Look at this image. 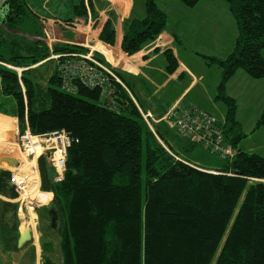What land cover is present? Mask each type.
I'll list each match as a JSON object with an SVG mask.
<instances>
[{
    "label": "trees",
    "instance_id": "1",
    "mask_svg": "<svg viewBox=\"0 0 264 264\" xmlns=\"http://www.w3.org/2000/svg\"><path fill=\"white\" fill-rule=\"evenodd\" d=\"M179 1L192 9L202 0ZM221 1L229 5L236 22L235 47L226 59L204 58L222 70L214 100L226 108L223 134L235 152L232 158L185 141L164 121L153 124L152 131L122 72L97 52L95 57L121 79L112 81L116 111L105 104L99 88L80 86L76 94L65 92L61 63L90 50L70 44L50 48L41 39L44 24L28 0H0V91L16 102L20 135L28 127L32 135L65 131L72 139L62 181H54L47 156L38 159L41 190L54 194V208L44 206L37 212L50 225L53 217L60 221L55 230L60 264H264V156L242 149L249 135L237 120V101L227 92L238 71L264 79V0ZM144 4L146 16L126 24L122 50L128 55L167 28V14L156 0ZM76 8L80 16L89 11L83 0ZM99 40L114 46L111 20ZM98 45L113 56L109 47ZM51 52L62 57L46 61ZM165 54L173 73L177 60L172 52ZM49 64L54 69L44 86L41 69ZM263 127L264 110L253 132ZM173 142H181L186 151L202 149L223 164L212 173L183 158ZM10 176L0 174V192ZM11 196L18 197L14 188ZM50 225L41 230L46 238ZM50 246L43 241L46 251ZM43 264L56 263L45 256Z\"/></svg>",
    "mask_w": 264,
    "mask_h": 264
},
{
    "label": "crops",
    "instance_id": "2",
    "mask_svg": "<svg viewBox=\"0 0 264 264\" xmlns=\"http://www.w3.org/2000/svg\"><path fill=\"white\" fill-rule=\"evenodd\" d=\"M37 1H41V10L37 11V13L35 12V14L44 24V28L48 27V29L52 31L53 36H56L58 39L57 41L52 43V45H83L84 47L89 48L90 42L95 41L96 43L99 42L104 46L109 47L113 51V56L115 57L116 62H110L105 57L106 61L111 65L112 68L122 72L125 80L128 78L130 83H137V87L135 89L136 96L138 98H141L142 96L147 99H156L157 105L155 108L153 107L154 109H152L150 105L146 108V111L151 112L156 119L163 118V116H165L172 108L178 105L197 106L202 108L203 110L208 111L211 114H218L216 112L210 111V109L212 108L211 104L213 105V108L217 105V102L214 100V98L216 96L217 87L221 80L222 70L220 68L213 70V68L208 64L206 66H202V69H200L196 64L192 63L190 65L187 63V61H185L184 55L187 54L188 48L183 44V37L181 35L184 36L186 30L184 26H182V20L180 19L185 18L183 15L187 13L180 11H178L179 13H177V17L180 20L182 26L180 28V32L177 33V31L171 30L169 27H167L166 30L155 41L146 45L138 53L134 55H128L122 50V42L126 30V24L130 20L143 19L146 16L144 0H141L139 4L143 5V7H137L139 0H88L89 11L86 10V14L81 16L77 15L78 9L76 8V6L81 4L82 0H60L62 2H59L58 0L52 5L56 6L57 12L53 11L52 8H49V4L53 0ZM83 2L85 6V0H83ZM201 3L202 1L195 8L191 9L184 6L179 0H169L170 6H176L178 7V9L180 8L183 11L188 12L196 11ZM28 4L29 6H31L29 2ZM204 18L205 17L201 15V18H198V22L196 21L197 23L195 27L197 29L200 30L202 28V20ZM109 20L113 22L115 28L114 46L105 44L99 40V36L104 28V25ZM59 21H62L64 23L66 22V26L60 25ZM190 28L191 25H186V29ZM166 51L172 52L177 60V69L173 73H170L167 69L168 61L165 54ZM185 57L187 58L188 56L185 55ZM190 57L193 56L191 55ZM211 75L213 76V79L211 78ZM242 77H244L245 79L250 78L245 72L238 71L235 76L229 81L227 86L228 94L233 97L238 103V113L241 112V102L239 101L238 94H235L231 91V86L232 84L234 86L235 81H237L239 78L242 79ZM242 81L244 80L242 79ZM249 81H251L249 85H252V83H263L264 79L255 82H252V80ZM133 97L135 98V96ZM136 99L137 98H135L136 103L138 104V106H140ZM161 104H164L162 105V109H160ZM223 114L225 116V112ZM239 121L242 124L240 119ZM263 130L264 127L259 129L258 131ZM253 131L254 128L252 129V135L258 132ZM16 133L17 129L13 134H11L10 132H7L6 130L0 128V134H4L5 137L4 140L0 142V146L8 145L11 146V150H15V148L12 147V145L14 144L9 141L10 137L13 139L15 138ZM18 133L16 137H18ZM18 146L20 147L19 149L21 150V152L26 154L28 160H34L35 156H31V154H28L26 150H24L20 139ZM242 149L249 153H256L264 156V142L259 144L252 142V147H250L249 149H244L242 147ZM39 157L40 156H38L37 158V162L35 161V166H37L38 170L34 172V174H39V189L41 190L42 181L38 165ZM10 158L18 161V166L11 165L9 162ZM28 160L27 162H23L18 155L15 157L1 155L0 174L3 171L14 173L15 171H18L20 169L28 172L30 171V169L25 168L31 167V162H29ZM222 164L223 162L211 167L204 168L209 169V171L212 173H216V171L222 166ZM34 174H32V176ZM7 184L8 185L6 189L3 188L4 192H0V239H3L5 248H9V245L13 240L15 241V238L19 239L20 231H23V226L20 225H18V230H15V224L17 223L16 218L19 216V204H17V197L14 198L11 196L13 187L9 184V181ZM41 194H46L48 197L47 200L43 201L44 199H41L43 202L40 203L37 202L38 199H36L37 201H33L31 204L32 207L34 206L33 209H36L37 207L41 208L44 206H48L50 208L52 207L53 210L54 206H52V204L54 194L52 192L44 191H41ZM8 205H12V207ZM22 214L23 213H21V215ZM12 218L14 219V223L9 224ZM22 220V222L25 223L26 220L23 218ZM20 222L21 221H19V223ZM31 231L35 239L36 232L34 233L32 227ZM2 252L3 250L0 246V253Z\"/></svg>",
    "mask_w": 264,
    "mask_h": 264
},
{
    "label": "rangeland",
    "instance_id": "3",
    "mask_svg": "<svg viewBox=\"0 0 264 264\" xmlns=\"http://www.w3.org/2000/svg\"><path fill=\"white\" fill-rule=\"evenodd\" d=\"M56 1L58 0H53L49 4V8H52L55 12H57V8L56 6L52 5ZM28 2L31 4L30 7L34 13H37V11L41 10V1L28 0ZM59 2L62 1L59 0ZM140 2L141 0L138 1L137 7H143V5H139ZM156 4L162 11L167 14V27H169L171 30L177 31L178 33L181 31L180 28L184 26L186 33L184 34V36L181 34L180 35L183 37V44L188 48L187 54H185L188 57L186 58L183 54L184 59L185 61H187L188 64H196L198 68L202 69V66H206L208 64L204 57H216L219 59H226L228 55L233 51L238 36V29L234 17L230 12L229 5L225 1L202 0V3L199 5L196 11L189 12L183 11L180 8L178 9V7L176 6H170L169 0H156ZM178 11L187 13L183 15L185 18L180 19L182 20V26L180 20L177 17V13H179ZM201 15H203L205 18L202 20V28L199 30L195 27V25L198 22V18H201ZM186 25H191V28L186 29ZM98 43L99 42L96 43L94 41L90 42L89 44V47L93 48V54L97 52L106 57L110 62H116L114 56H111L109 54H102L105 52V49L102 46L98 45ZM189 54H191L193 57H190L191 55ZM211 67L213 68V70L218 69L217 66ZM53 69L54 65L52 64H49L46 68L41 69V72L44 74V78L43 80H41V83L44 86L47 84L53 72ZM211 78L213 79L212 75ZM242 79L244 81H242ZM242 79L239 78L237 81H235L234 86L232 84L231 91L235 94L237 93L239 96L238 98L241 102L242 107L240 109L241 112H237V120H241L243 130L249 135V137L247 138L248 140L244 141L241 146L244 149H249L250 147H252V142L256 144L264 142V130L258 131L252 135V129L255 128L256 122L261 116L262 111L264 110V81L263 83H252V85H249V83L251 82L249 80H252V82L258 80H254L251 78L245 79L244 77H242ZM125 81L126 83H128V85H130V88L133 91L135 98H137V102L142 108L140 109L144 113L148 112L146 111V108L149 107V105L152 109L156 107V99H147L142 96L141 98H138L136 96L135 89L137 87V83H130L128 78ZM0 96V128L13 134L16 129L19 130V120L15 113L16 102L12 97L5 98V96H3L2 94ZM216 104L217 105L214 106V108L211 104L212 108L210 109V111L216 112L218 113L216 115L224 117L223 113L226 109L225 106L220 103ZM162 105L164 104H161V106L159 105L160 109H162ZM153 118L155 121L161 122V119H156L154 115ZM159 122H152V127L153 124H157ZM4 138V134H0V142L3 141ZM9 142H12L14 144L12 145V147H14L15 150H11V146L8 145L0 146V156L3 155L15 157L18 155L23 162H27L28 158L26 154L21 152V150L19 149L20 147L18 146V137L14 139L10 137ZM173 144L175 145L176 149L180 152L183 158L198 166L211 167L221 163V159H219L217 156L211 155L210 153L202 149L186 151L181 142H173ZM25 168L29 169L28 167ZM41 191L42 190H40V192ZM24 198L26 199L25 202H27L29 209L27 210V208H24V212L18 209L19 216L16 218L17 223L18 225L23 226V231H25L30 225V228L32 227L34 233L36 232L37 235L35 233V239L33 238L31 241H29L26 245L23 246L22 249H20V251L14 250V240L9 245V248H5L3 239H0V246L3 250L2 257L4 258L3 264H43L45 256L51 257L56 264H60L62 260L59 246L60 237L55 231L57 230V228H59V225L57 224V226L55 227V225L53 226L52 223L50 225L49 221H42L37 212V210L40 208L35 206L37 208L33 209L34 206H30L29 201H27L28 199L26 197ZM39 202L41 203L42 200H40ZM21 213H23V216L21 215ZM21 216L23 219L26 220L25 223L22 222L23 220ZM19 221L21 222L19 223ZM13 223L14 219L12 218L9 224ZM32 223H34L35 225ZM48 225L52 226V230L50 231L48 238H46V236L43 232H41V230L47 228ZM43 241L51 244V246L47 249L48 253H46L47 251L43 248ZM24 248L26 249L23 250Z\"/></svg>",
    "mask_w": 264,
    "mask_h": 264
},
{
    "label": "built area",
    "instance_id": "4",
    "mask_svg": "<svg viewBox=\"0 0 264 264\" xmlns=\"http://www.w3.org/2000/svg\"><path fill=\"white\" fill-rule=\"evenodd\" d=\"M85 3L88 6V0H85ZM59 24L66 26V22L59 21ZM43 32L44 36L41 39L52 48V43L57 41V37L53 36L52 31L48 27H45ZM89 49L90 51L86 54H72L68 60L61 63V87L65 92L71 94H76L80 86L90 89L99 88L103 90L105 104L108 105L109 109L116 111L118 104L112 96L114 94L112 81L121 83V80L108 65L95 57L92 47H89ZM61 57L62 55L51 52V56L46 61L59 60ZM136 105L138 106L137 103ZM139 110L146 123L154 131L152 122L159 121H155L150 112L144 113L140 107ZM160 121H164L185 141L197 144L214 154H219L223 158H232L235 154L225 142L223 130L226 121L224 117H218L197 106L178 105L172 108ZM30 135L32 133L29 128H27L24 135H20V132L18 133L24 150L31 156H35L36 152L31 148ZM32 136L37 138L38 144L42 149L39 156L51 152L50 164L56 172L54 181H62L66 170L68 148L72 143L70 135L65 131H59L45 136ZM28 177H30L29 173L20 169L14 173L11 172L9 178V184L18 195L17 204H19L18 207L21 211H24V208L29 209L27 202L22 199Z\"/></svg>",
    "mask_w": 264,
    "mask_h": 264
},
{
    "label": "bare ground",
    "instance_id": "5",
    "mask_svg": "<svg viewBox=\"0 0 264 264\" xmlns=\"http://www.w3.org/2000/svg\"><path fill=\"white\" fill-rule=\"evenodd\" d=\"M81 54H86V53H81ZM118 77H119V75H118ZM30 142L32 144L31 148L33 151L36 152V155H35L34 160H28L29 162H31V164H30L31 167L29 168L31 172L28 171L30 177H28V179H27V186L24 189L25 192H23L24 194L22 195V199L26 200L24 198V197H26L28 199L27 201H29L30 206H32L31 205L32 202L37 201L35 199H38L39 201L41 199H44L43 201H45L48 197L46 194H41L40 189H39V184H40L39 174L38 173L34 174V172H36L38 170L37 166H35L36 165L35 161L37 162V158H38L39 154L41 153L42 149H41L40 145L38 144L39 141H37V138L33 137L32 135H30ZM32 166H35V167H32ZM32 174H34V175L32 176ZM39 201H37V202H39ZM32 224H34V223H32Z\"/></svg>",
    "mask_w": 264,
    "mask_h": 264
},
{
    "label": "water",
    "instance_id": "6",
    "mask_svg": "<svg viewBox=\"0 0 264 264\" xmlns=\"http://www.w3.org/2000/svg\"><path fill=\"white\" fill-rule=\"evenodd\" d=\"M46 156H47V158L50 161L51 152H47L46 153ZM9 162H10L11 165L18 166V161H16L15 159L10 158L9 159ZM52 206H53V204H52ZM50 210L52 211V207L50 208ZM57 224L60 225V222H59L58 218L53 217L52 225L53 226L55 225V227H56ZM32 238H33V236H32V233H31V231H30L29 228H27L25 231H20V236H19V239L17 241V247L19 249L22 248L26 243H28L29 241H31Z\"/></svg>",
    "mask_w": 264,
    "mask_h": 264
},
{
    "label": "flooded vegetation",
    "instance_id": "7",
    "mask_svg": "<svg viewBox=\"0 0 264 264\" xmlns=\"http://www.w3.org/2000/svg\"><path fill=\"white\" fill-rule=\"evenodd\" d=\"M32 236H33V234H32ZM34 238V237H33ZM32 238V239H33ZM27 244V243H26ZM25 244V245H26ZM16 247H17V244H16ZM23 248V247H22ZM22 248H20V249H22ZM18 249V250H17ZM20 249L17 247V248H14V250L15 251H20ZM26 248H24L23 250H25ZM3 261H4V258L2 257V253H0V263H2L3 264Z\"/></svg>",
    "mask_w": 264,
    "mask_h": 264
},
{
    "label": "clouds",
    "instance_id": "8",
    "mask_svg": "<svg viewBox=\"0 0 264 264\" xmlns=\"http://www.w3.org/2000/svg\"><path fill=\"white\" fill-rule=\"evenodd\" d=\"M42 156V155H41ZM46 156V155H45ZM18 209H19V207H18ZM37 224H39V223H37ZM28 228L30 229V231H31V228H30V225L28 226ZM31 233H32V231H31Z\"/></svg>",
    "mask_w": 264,
    "mask_h": 264
}]
</instances>
